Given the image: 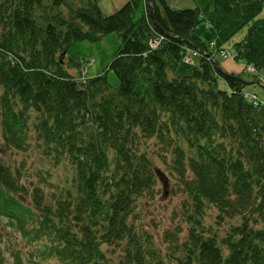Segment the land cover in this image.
<instances>
[{"label": "trees", "instance_id": "obj_1", "mask_svg": "<svg viewBox=\"0 0 264 264\" xmlns=\"http://www.w3.org/2000/svg\"><path fill=\"white\" fill-rule=\"evenodd\" d=\"M98 1L0 0L3 144L26 150L36 114L47 151L76 170L73 185L49 202L0 157V214L20 224L15 213L29 198L40 212L36 233L52 237L47 254L62 264H264V103L254 104L258 93L248 88L260 84L257 73H225L206 56L198 7L150 0L151 13L145 0H127L106 15ZM212 2L225 40L246 30L233 44L234 59L264 70V0ZM113 32L120 43L107 71L74 78L64 64H80L68 48ZM186 46L203 53L194 65L183 61ZM151 138L171 154L168 167L186 195V234L181 226L165 231L163 247L135 223L141 199L155 197L164 173L140 148ZM211 206L217 223L236 220L223 235L204 224Z\"/></svg>", "mask_w": 264, "mask_h": 264}, {"label": "rangeland", "instance_id": "obj_2", "mask_svg": "<svg viewBox=\"0 0 264 264\" xmlns=\"http://www.w3.org/2000/svg\"><path fill=\"white\" fill-rule=\"evenodd\" d=\"M127 0H99L98 4L102 12L109 15L118 10ZM170 5L175 9H186L198 7L201 9L203 21L196 30L199 35L207 43L210 41L212 60L217 58L218 66L225 73L234 75H244L250 77L252 72L257 73V79L260 84L248 86V88L264 97V70L258 71L256 68L252 71V65L245 66L244 63L237 62L232 56L226 59L220 54V47L234 52L233 44L242 40V32L236 34L232 39L225 40L223 34L214 28L217 20L212 0H169ZM264 14V9L263 12ZM245 35V34H244ZM120 38L117 32L109 33L102 36L98 40L82 39L72 44L67 51V57L74 63L80 65L69 67L68 61L64 67L74 78L96 77L107 71L108 65L115 57ZM189 49V48H188ZM194 49V47H193ZM192 50L189 49V55ZM187 55V59L191 64H196L197 56ZM216 61V60H215ZM71 65V64H70ZM81 77V78H82ZM108 81L113 86H117L119 81L113 71L107 73ZM255 83V82H254ZM36 114L29 121L30 131L28 132L29 145L27 149L16 150L8 149L3 144V138L0 132V157L11 163L13 169L21 171L19 174L20 181L25 185H34L40 187L44 191L46 200L51 201L54 192L60 191L63 187L72 186L73 178L76 174L75 166L70 163L68 157H57L53 152L49 153L42 139H40L38 131L35 127ZM140 148L147 152L149 157L154 161L155 166L160 170H164L161 178H159L156 194L153 199L143 197L140 202L139 214L135 223L137 226L146 229L152 233L156 241V247L167 245L165 241V231L173 230L179 227V233L182 238L187 231V224L182 219L181 204L185 200L186 195L181 188L180 182L172 174L168 163L171 154L164 156V146L155 138L142 140ZM168 161V162H165ZM18 198V197H17ZM19 199V198H18ZM20 210L15 214L20 215L23 220L20 224L11 221L3 213L0 214V256L3 258L4 264H62L57 257L47 254L46 247L52 245V237L43 233H36L40 228V212L36 209L29 198H23L20 204ZM218 210L211 206L206 208L204 224L212 232H218L223 235L230 224L236 220L226 219L221 224L217 223ZM20 225H23L25 231H20ZM22 229V228H21ZM175 231V230H173ZM106 245H103L105 249ZM46 254H43V253ZM45 256V257H44Z\"/></svg>", "mask_w": 264, "mask_h": 264}, {"label": "built area", "instance_id": "obj_3", "mask_svg": "<svg viewBox=\"0 0 264 264\" xmlns=\"http://www.w3.org/2000/svg\"><path fill=\"white\" fill-rule=\"evenodd\" d=\"M162 39H163V36L156 37L155 39L152 40L151 46L153 47L157 46ZM187 55H189V49H187V52L184 54L183 61L187 64H191L190 61L187 59L188 57ZM199 55H201L200 51L192 50V54H190L189 56L195 57ZM221 55L225 56L226 58H229L230 56H232V54L227 50L221 51ZM209 59H211V57H209ZM252 71H254V67H252ZM249 95H250L249 93L245 94L246 97H249ZM252 98H253L254 104L256 105L260 103H264V101L261 98H259V96H257L256 94H253Z\"/></svg>", "mask_w": 264, "mask_h": 264}, {"label": "water", "instance_id": "obj_4", "mask_svg": "<svg viewBox=\"0 0 264 264\" xmlns=\"http://www.w3.org/2000/svg\"><path fill=\"white\" fill-rule=\"evenodd\" d=\"M148 2H150V0H147ZM150 10H151V13L153 12L152 10V5L150 6ZM220 68V67H219Z\"/></svg>", "mask_w": 264, "mask_h": 264}, {"label": "bare ground", "instance_id": "obj_5", "mask_svg": "<svg viewBox=\"0 0 264 264\" xmlns=\"http://www.w3.org/2000/svg\"><path fill=\"white\" fill-rule=\"evenodd\" d=\"M259 96V95H258ZM259 98H262L261 96H259Z\"/></svg>", "mask_w": 264, "mask_h": 264}]
</instances>
